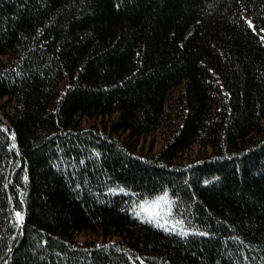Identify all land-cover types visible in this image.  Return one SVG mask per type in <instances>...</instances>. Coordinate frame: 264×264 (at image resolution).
<instances>
[{"label":"trees","instance_id":"1","mask_svg":"<svg viewBox=\"0 0 264 264\" xmlns=\"http://www.w3.org/2000/svg\"><path fill=\"white\" fill-rule=\"evenodd\" d=\"M0 264H264V0H0Z\"/></svg>","mask_w":264,"mask_h":264},{"label":"rangeland","instance_id":"2","mask_svg":"<svg viewBox=\"0 0 264 264\" xmlns=\"http://www.w3.org/2000/svg\"><path fill=\"white\" fill-rule=\"evenodd\" d=\"M92 120H89L87 123H91ZM153 142L156 138H151ZM161 139H158L160 141ZM158 143V142H157ZM148 145V144H146ZM159 146H156L158 148ZM167 193L168 203H164L163 201H159V197L163 196ZM159 201V205L157 206V202ZM135 216L150 221L154 225L161 227L173 232L178 233H188L191 232V229L188 227V224L180 217L176 216L173 210V200L168 191H163L154 196L145 197L140 199L134 204L133 207ZM19 218V216H18ZM91 232H81L77 235L79 240H85L86 238L92 237Z\"/></svg>","mask_w":264,"mask_h":264},{"label":"snow or ice","instance_id":"3","mask_svg":"<svg viewBox=\"0 0 264 264\" xmlns=\"http://www.w3.org/2000/svg\"><path fill=\"white\" fill-rule=\"evenodd\" d=\"M159 201H163L164 203H168V200H167V193H165L163 196L159 197ZM159 201L157 202V206L159 205ZM17 215L19 216V213H17ZM162 227V225H161ZM184 235H187V233H184Z\"/></svg>","mask_w":264,"mask_h":264}]
</instances>
